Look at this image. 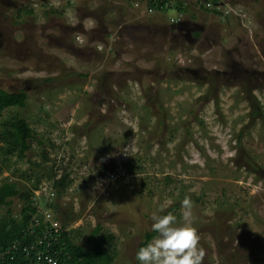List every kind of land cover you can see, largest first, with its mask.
Wrapping results in <instances>:
<instances>
[{
	"label": "rangeland",
	"instance_id": "rangeland-1",
	"mask_svg": "<svg viewBox=\"0 0 264 264\" xmlns=\"http://www.w3.org/2000/svg\"><path fill=\"white\" fill-rule=\"evenodd\" d=\"M148 2L0 0V89L27 96L0 122L33 130L23 156L0 155V184L36 187L73 243L112 235L110 264H139L159 209L185 226V197L202 264H264V0H231L225 18L183 0L163 21Z\"/></svg>",
	"mask_w": 264,
	"mask_h": 264
},
{
	"label": "trees",
	"instance_id": "trees-1",
	"mask_svg": "<svg viewBox=\"0 0 264 264\" xmlns=\"http://www.w3.org/2000/svg\"><path fill=\"white\" fill-rule=\"evenodd\" d=\"M165 0H149L148 6H152L157 9L158 4L164 3ZM158 3V4H156ZM27 99L26 94L23 91L17 93H9L0 89V113L7 107H22L25 105ZM0 155H12L18 153L20 156L30 148L29 140L33 137V130L29 127L28 123L23 117H15L14 119L7 120L4 123L0 122ZM0 160H4L1 157ZM115 170L114 163L112 164ZM103 166L100 167L99 173L104 172ZM72 179L69 177V173L62 172V175L58 179H53L52 188L58 197H61L68 188ZM36 188V187H35ZM34 188V189H35ZM31 188L29 191H23L22 186L16 181H3L0 184V209L1 207H7L6 212L9 215L0 213V264H32L29 261V257L22 250V245L32 243L36 239V235L42 234L44 225L41 224L38 227L36 234H30L27 229L30 226L33 216L37 213V207L32 200L31 194L34 191ZM34 194V193H33ZM17 196L24 204L17 215L10 212V206L12 204V198ZM49 207L53 209L57 207V203L49 202ZM178 203H175L170 207H177ZM62 228H65V224H61ZM100 232L99 225H97L90 234L91 238L97 236ZM155 232L146 233L144 240L139 243L137 251L140 247L145 246L153 238ZM112 235L102 234L96 240L93 246L86 248L80 244L73 243L70 240L69 232L62 231L59 241L53 245L54 250L57 251L56 257L62 263L65 264H110L115 256V250L111 246ZM17 243V248L12 249L10 246L13 243Z\"/></svg>",
	"mask_w": 264,
	"mask_h": 264
},
{
	"label": "clouds",
	"instance_id": "clouds-1",
	"mask_svg": "<svg viewBox=\"0 0 264 264\" xmlns=\"http://www.w3.org/2000/svg\"><path fill=\"white\" fill-rule=\"evenodd\" d=\"M94 25L89 21V27ZM94 188L102 190L100 182ZM182 217L185 226L178 227L177 217L172 213L160 214L159 209L152 216V230L158 235L136 252L139 264H202L204 252L198 248L200 236L191 226L189 217L192 215L193 201L185 197L181 201Z\"/></svg>",
	"mask_w": 264,
	"mask_h": 264
},
{
	"label": "built area",
	"instance_id": "built-area-1",
	"mask_svg": "<svg viewBox=\"0 0 264 264\" xmlns=\"http://www.w3.org/2000/svg\"><path fill=\"white\" fill-rule=\"evenodd\" d=\"M193 4L205 11H208L214 15L224 16V18L231 14L237 5L232 3L231 0H191ZM139 3L136 2V6ZM158 4V3H156ZM169 7V3H160L155 9L152 6H146L144 13L152 14L154 11L166 9ZM182 21V14H180L176 19H171L173 23H179ZM116 174L110 173L107 175L109 178H114ZM54 195V192L51 193ZM51 199V198H50ZM43 224L44 228L42 234L36 235L35 241L32 243H27L22 245L23 252L29 257V261L32 264H65V262H60L56 257L57 251L54 250L55 243L59 241L62 231H66L62 228L57 217L51 214V211L44 209L43 211H37L33 216L30 226H28L27 231L30 234H36L38 227ZM17 243H13L10 246L12 249H16Z\"/></svg>",
	"mask_w": 264,
	"mask_h": 264
},
{
	"label": "crops",
	"instance_id": "crops-1",
	"mask_svg": "<svg viewBox=\"0 0 264 264\" xmlns=\"http://www.w3.org/2000/svg\"><path fill=\"white\" fill-rule=\"evenodd\" d=\"M148 1V0H147ZM170 1H172L171 2V4H170ZM182 1V2H181ZM165 2H167V3H169V7L171 6V5H173V3H177V7L179 8V7H182L183 8V6H185L186 5V2H183V0H165ZM176 7V6H175ZM177 8V9H178ZM166 9H161V10H157V11H155V13H156V19H158V20H165V18H164V11H165ZM180 12H182V10H179ZM154 13V14H155ZM182 17H183V15H182Z\"/></svg>",
	"mask_w": 264,
	"mask_h": 264
},
{
	"label": "flooded vegetation",
	"instance_id": "flooded-vegetation-1",
	"mask_svg": "<svg viewBox=\"0 0 264 264\" xmlns=\"http://www.w3.org/2000/svg\"><path fill=\"white\" fill-rule=\"evenodd\" d=\"M183 25H186V23H183Z\"/></svg>",
	"mask_w": 264,
	"mask_h": 264
}]
</instances>
